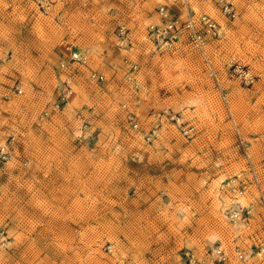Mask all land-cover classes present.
I'll list each match as a JSON object with an SVG mask.
<instances>
[{
	"label": "rangeland",
	"instance_id": "obj_1",
	"mask_svg": "<svg viewBox=\"0 0 264 264\" xmlns=\"http://www.w3.org/2000/svg\"><path fill=\"white\" fill-rule=\"evenodd\" d=\"M48 1L43 13L35 0H0V145L15 136L0 158V264H188V251L202 257L215 245L231 252L221 264H264L255 254L264 246V0H229L234 18L215 0ZM186 2L217 18L219 40L205 55L157 52L147 25L158 5ZM68 42L90 62L56 106ZM232 54L253 83L227 67ZM125 58L138 64L140 102L129 101L138 129L121 106ZM89 68L106 80L89 81ZM162 109L175 118L148 140ZM187 123L191 136L180 130ZM239 170L250 186L238 200L251 211L231 219L220 184Z\"/></svg>",
	"mask_w": 264,
	"mask_h": 264
},
{
	"label": "built area",
	"instance_id": "obj_2",
	"mask_svg": "<svg viewBox=\"0 0 264 264\" xmlns=\"http://www.w3.org/2000/svg\"><path fill=\"white\" fill-rule=\"evenodd\" d=\"M36 4L43 13H48L50 2L48 0H35ZM187 1V0H185ZM220 14L228 18L236 16V9L229 0H215ZM221 24L217 18L211 13L195 9L187 2L183 4L181 10H171L166 4L160 3L157 7V18L147 25V36L154 50L157 52H168L179 49L182 46H190L198 50L203 55L206 54L208 48L220 38ZM119 35L121 40L126 41V29L120 26ZM90 62V53L84 48L75 46L72 43H66L62 49V57L57 62L58 78L61 84V92L59 94L56 106L66 103L75 92L76 78L75 72L80 67H84ZM124 63L128 66L126 80L130 85L128 98L122 102L121 106L127 110V118L133 128L138 129L139 123L137 119V111L129 107V101L134 104L140 102V96L136 91L140 88V81L137 75V62L125 58ZM227 67L242 82L251 84L255 80V75L249 67L241 64L237 57L232 54L226 60ZM213 73V70H211ZM89 81L102 83L106 80V75L100 70L89 68L86 72ZM18 93L21 88L16 87ZM48 114L47 110L41 113V117ZM152 124L145 134L148 140L158 137L161 134L164 119L174 120L175 115L168 112L167 109L161 111H153L151 113ZM181 132L186 136H191L195 130L192 123L180 126ZM14 135L9 136L0 145V158L4 159L9 154V148L14 140ZM250 186L249 178L244 170H239L221 181L220 188L225 193L233 197L232 202L226 207L227 214L231 219L240 217L242 214H248L251 211L250 206L241 204L238 200L239 196L244 195ZM260 202L264 206V196H260ZM255 254L264 256V246L259 247ZM235 255L244 259L246 253L243 249L237 248ZM231 252L221 245H215L210 248L202 257H197L193 252H187L188 264H221L229 260Z\"/></svg>",
	"mask_w": 264,
	"mask_h": 264
}]
</instances>
